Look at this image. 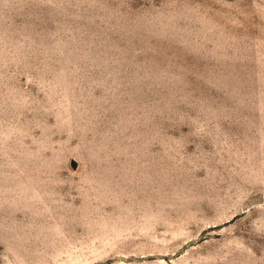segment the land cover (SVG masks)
I'll list each match as a JSON object with an SVG mask.
<instances>
[{"label":"rangeland","instance_id":"374dc122","mask_svg":"<svg viewBox=\"0 0 264 264\" xmlns=\"http://www.w3.org/2000/svg\"><path fill=\"white\" fill-rule=\"evenodd\" d=\"M0 264H264V0H0Z\"/></svg>","mask_w":264,"mask_h":264}]
</instances>
